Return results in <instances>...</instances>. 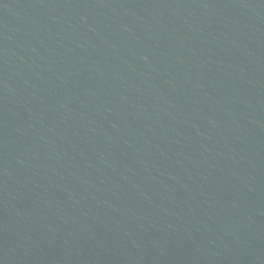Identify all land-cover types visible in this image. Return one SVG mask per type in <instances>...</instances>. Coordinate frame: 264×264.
<instances>
[{"label": "water", "instance_id": "water-1", "mask_svg": "<svg viewBox=\"0 0 264 264\" xmlns=\"http://www.w3.org/2000/svg\"><path fill=\"white\" fill-rule=\"evenodd\" d=\"M0 264H264V0H0Z\"/></svg>", "mask_w": 264, "mask_h": 264}]
</instances>
